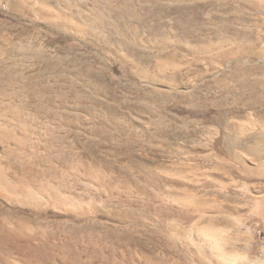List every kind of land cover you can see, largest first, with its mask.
I'll return each mask as SVG.
<instances>
[{
    "label": "rangeland",
    "instance_id": "obj_1",
    "mask_svg": "<svg viewBox=\"0 0 264 264\" xmlns=\"http://www.w3.org/2000/svg\"><path fill=\"white\" fill-rule=\"evenodd\" d=\"M263 48L264 0H0V161L53 197L0 193L19 260L240 264L216 221L264 262Z\"/></svg>",
    "mask_w": 264,
    "mask_h": 264
},
{
    "label": "bare ground",
    "instance_id": "obj_2",
    "mask_svg": "<svg viewBox=\"0 0 264 264\" xmlns=\"http://www.w3.org/2000/svg\"><path fill=\"white\" fill-rule=\"evenodd\" d=\"M255 108H257V107H255ZM251 114H252V112H251ZM260 114H261V112H260ZM262 114H263V112H262ZM250 116L251 115H249V117ZM238 124H240V123H238ZM238 124H236V126L241 128L242 130L255 129V127H256L255 121H253V120L249 121L248 123L244 122V124H240V125H238ZM262 128H263V126H262ZM186 171H188L189 174H191L194 177H199L198 176L199 175L198 170L196 171V170L190 169V170H186ZM0 193L3 194V195L9 196L11 199H16V200L22 199L25 202L30 203V205L31 204H40V202H42V201H46L47 203H50L51 200L53 199V197L51 196L50 188L37 186V185H35L34 183H31V182H25V183L21 184L19 181L14 180L12 177H10V174H9L7 166L3 165L1 161H0ZM187 196L189 197V199H194L195 200V195L194 194L190 193ZM68 199H69V197H68ZM58 201H60V200H58ZM62 201H65V200L63 199ZM67 203H68V201H67ZM69 204L72 205V206L76 205V203H74V202H70ZM258 205H259V203H258ZM76 209L77 208H75L74 211ZM81 213H83V212H81ZM262 213H264V208H263ZM239 223L241 224V222H239ZM7 224L10 225L8 229L0 228V264H26V262H28V261H25V263H23L22 260H19V256L20 255H26L27 252H29L28 251V247H27L28 245L27 246H24V245L20 246L19 243H18V240L20 238V231H18L15 228V226L13 227L11 225V222L8 221V220H7ZM222 226L223 225H222L221 222L210 221L209 223H207L206 225H204V226H202V227H200L198 229V233H199L201 239L206 244H208L210 246V248L212 249L213 253L221 261H223V262H225V261L229 262L230 261L231 263L232 262L236 263L238 261L240 264H264V262H260V259L257 260L256 257H254L253 255L250 254V250H251L250 247H247V246L245 247V246L242 245L243 248L245 247V250H241L242 248L240 250H237V249L236 250H230L227 247V243L229 242V240L227 238L231 239V237L233 235L232 236H228V235L224 234V233H226V231H224L225 229H223ZM23 228L27 229L26 231L29 230V232H31L30 231L31 227L28 226L27 224H23ZM239 238H242V240H244V241L247 240V238L244 237L243 235H240ZM246 243H248V241H246ZM32 262H34V260Z\"/></svg>",
    "mask_w": 264,
    "mask_h": 264
}]
</instances>
